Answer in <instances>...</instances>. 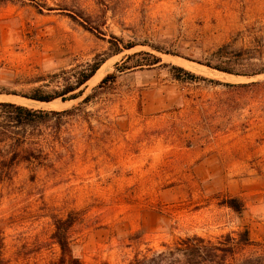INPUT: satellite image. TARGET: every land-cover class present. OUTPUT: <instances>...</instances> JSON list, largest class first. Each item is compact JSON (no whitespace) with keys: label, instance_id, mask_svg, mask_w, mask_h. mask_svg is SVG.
Instances as JSON below:
<instances>
[{"label":"rangeland","instance_id":"1","mask_svg":"<svg viewBox=\"0 0 264 264\" xmlns=\"http://www.w3.org/2000/svg\"><path fill=\"white\" fill-rule=\"evenodd\" d=\"M112 38L135 47L112 55ZM138 52L160 63L138 67L140 57L118 74ZM96 58L77 99L20 98L56 96ZM263 64L264 0H0V103L58 113L16 126L0 109V264L55 262L54 221L69 215L81 264H126L242 229L257 245L243 254L263 255L264 84L227 85L264 74L213 69ZM226 197L243 202L241 215Z\"/></svg>","mask_w":264,"mask_h":264},{"label":"trees","instance_id":"2","mask_svg":"<svg viewBox=\"0 0 264 264\" xmlns=\"http://www.w3.org/2000/svg\"><path fill=\"white\" fill-rule=\"evenodd\" d=\"M113 41L109 42L112 49V55H117L122 50H130L135 45L127 46L122 44L121 40L112 38ZM223 48L219 49L217 53L222 52ZM242 54H239L241 56ZM145 57L147 60L145 64L137 65L140 66H154L160 63L159 58L145 53L138 52L132 55L126 56L125 60L117 65L116 69L118 74L126 70V66L129 62H135L138 58ZM104 60L98 58L92 60L91 63L86 64L84 69L78 74L72 75L69 78H64L63 88L56 96H47L35 90L30 95H23L22 97L39 103H49L54 99L61 98L62 101L75 100L81 96L82 91L80 88L86 84L98 71L103 64ZM137 63V62H135ZM136 67V66H135ZM163 67L168 68L172 73L177 72L182 74L189 79H196L195 76L186 72L182 68L164 65ZM220 73L229 75L244 76L248 78H254L264 74V64L257 70H254L251 74H234L228 68H222L216 66L213 68ZM74 70L71 69L66 72H62L61 75L71 74ZM60 75L54 74L52 78H58ZM118 75L116 73L108 74L103 78L97 86V89H102L104 86L114 83ZM176 77V76H175ZM180 80V78H176ZM73 80V81H72ZM264 84V82H251L240 85H227V87L235 89H247L254 88ZM90 97L83 100L82 103L89 101ZM0 109L10 115L11 122L16 126L28 125L34 122L36 116L42 115H57L55 112H42L33 111L26 107L11 104V103H0ZM72 111H64L63 114H70ZM26 159V158H23ZM221 205L231 210L237 215H241L244 211V204L241 200L236 197H226L221 202ZM75 218L72 215L67 216L65 219H56L54 221V230L51 235L53 243L58 247L59 257L55 262L50 264H81L76 259L71 251L69 243V230L72 227ZM249 236L247 229H242L235 233H227L216 239L215 242L206 240L198 236L185 237L178 239L172 246H164L165 250L161 252H153L152 254H145L140 257H135L132 261L126 264H264V254L259 255L257 253L243 254L244 249L248 247H256ZM0 263H3L0 260ZM107 264V263H103Z\"/></svg>","mask_w":264,"mask_h":264},{"label":"water","instance_id":"3","mask_svg":"<svg viewBox=\"0 0 264 264\" xmlns=\"http://www.w3.org/2000/svg\"><path fill=\"white\" fill-rule=\"evenodd\" d=\"M15 97V96H14ZM17 97V96H16ZM20 98H23V97H20ZM23 99H25V98H23ZM25 100H27V99H25ZM64 101H62V103H63Z\"/></svg>","mask_w":264,"mask_h":264}]
</instances>
